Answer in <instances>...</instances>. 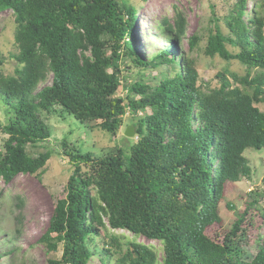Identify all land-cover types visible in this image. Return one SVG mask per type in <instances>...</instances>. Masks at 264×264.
<instances>
[{"label": "trees", "instance_id": "obj_1", "mask_svg": "<svg viewBox=\"0 0 264 264\" xmlns=\"http://www.w3.org/2000/svg\"><path fill=\"white\" fill-rule=\"evenodd\" d=\"M246 1L227 18L228 34L216 29L205 47L210 57L244 65L246 75L231 74V82L218 74L219 87L203 92L194 61L177 51L186 33L178 11L174 22L157 24L166 46L138 58L137 10L127 0H0V12L13 13L18 65L14 76L0 72V103L9 115L0 124L6 135L0 179L6 184L21 174L37 175L50 159L49 151H26L51 137L40 111L60 106L80 124L96 122L113 136L126 109L144 112L133 125L137 140L128 154L94 157L63 144L73 172L40 240L48 251L62 246V255L47 264H88L94 257L109 264L115 255L113 264H264V244L249 245L252 225L245 223L250 209L264 220L256 192L221 239L207 234L221 223L225 185L251 175L243 153L264 149V111L255 106L264 103V2L254 3L244 19ZM198 41L191 37L190 49ZM123 58L134 67L161 69L157 84L135 82L117 96ZM48 75L51 85L37 91ZM18 224L20 216L17 233ZM115 230L161 242L163 257L146 244L121 242ZM9 253L0 252V260Z\"/></svg>", "mask_w": 264, "mask_h": 264}, {"label": "rangeland", "instance_id": "obj_2", "mask_svg": "<svg viewBox=\"0 0 264 264\" xmlns=\"http://www.w3.org/2000/svg\"><path fill=\"white\" fill-rule=\"evenodd\" d=\"M137 10V24L134 29V51L138 58H146L149 53L165 47L163 40L165 35L157 24L163 19L174 22L175 12L181 13L185 20V38L180 43L177 51L183 56L194 61L199 74V82L203 92H209L219 87L218 74H224L231 82V74L240 77L245 76L247 69L237 61H225L218 56L210 57L205 52L209 35L216 29L224 35L228 34L226 20L232 14L239 0H127ZM264 0H247V19L254 3L262 4ZM16 25L13 13L10 10L0 12V72L4 76H14L18 66L13 59L17 53L14 44ZM197 37V45L190 49L189 39ZM228 50L235 52L230 46ZM126 67H129L126 70ZM121 86L117 96L124 97L127 86L135 82H142L155 86L160 77L161 69L141 68L131 66L129 59L121 61ZM250 71L249 78L255 74ZM51 75L47 80L38 85L37 91L51 85ZM239 86L238 84H236ZM242 87V86H240ZM245 91L252 93L250 89ZM255 106L264 111V103ZM126 115H130L127 113ZM144 112L138 115L126 116L123 126L113 136L100 130L95 122L80 124L72 116L68 115L60 106H54L50 112L40 111V118L50 129L51 137L34 147L27 146L26 151L31 156L49 151L50 159L46 162L42 171L37 175L21 174L11 183L6 184L0 179V252L12 249L13 253L4 255L0 264H47L49 259L59 260L62 255V246L56 251H48L41 237L45 233L49 218L52 214L55 202L65 196V185L73 172V165L64 154L63 144L67 151L75 150L80 153H92L94 157H103L115 154L119 150L128 154L129 148L137 138H127L124 128L136 124L138 118L143 117ZM9 115L0 103V124L8 122ZM6 135L0 130V153ZM251 169L249 178H242L240 182L228 183L223 191V198L218 205L220 224H214L207 229L211 237L221 239L222 235L231 228L237 219V214L245 212L251 202V192L258 195L259 208L264 209V149L254 151L248 149L243 153ZM83 170H85L83 168ZM94 194V191H92ZM21 201V202H20ZM21 217L20 232H16L17 218ZM251 223L248 228V243L251 247L257 243L264 244V220L259 212L250 209L246 216V222ZM120 237V241H136L146 244L156 252L159 260L163 257L162 244L159 241H151L144 237H136L124 230L112 231ZM102 236L109 232H101ZM11 239V240H10ZM109 239V238H108ZM104 240V238H103ZM105 241V240H104ZM113 254L115 249L113 248ZM118 257H111V263ZM88 264H101L98 257L92 258Z\"/></svg>", "mask_w": 264, "mask_h": 264}, {"label": "water", "instance_id": "obj_3", "mask_svg": "<svg viewBox=\"0 0 264 264\" xmlns=\"http://www.w3.org/2000/svg\"><path fill=\"white\" fill-rule=\"evenodd\" d=\"M124 133L127 138H133L135 136V128L133 126H129L126 128Z\"/></svg>", "mask_w": 264, "mask_h": 264}, {"label": "clouds", "instance_id": "obj_4", "mask_svg": "<svg viewBox=\"0 0 264 264\" xmlns=\"http://www.w3.org/2000/svg\"><path fill=\"white\" fill-rule=\"evenodd\" d=\"M117 95V94H116ZM126 95V94H125ZM120 97V96H119ZM143 111H139L137 113H132L129 109H126V113L124 114L123 116V119L126 117V116H131V115H138L139 113H141ZM127 113H129L130 115H126ZM134 127V126H133ZM126 130V129H125ZM125 132V131H124ZM133 138H137L136 136H134Z\"/></svg>", "mask_w": 264, "mask_h": 264}, {"label": "crops", "instance_id": "obj_5", "mask_svg": "<svg viewBox=\"0 0 264 264\" xmlns=\"http://www.w3.org/2000/svg\"><path fill=\"white\" fill-rule=\"evenodd\" d=\"M126 128H127V127L124 128V131H125Z\"/></svg>", "mask_w": 264, "mask_h": 264}]
</instances>
